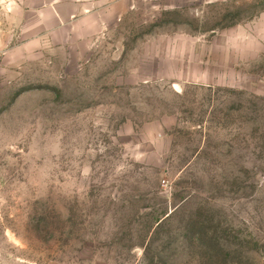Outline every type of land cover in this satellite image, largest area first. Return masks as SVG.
Returning a JSON list of instances; mask_svg holds the SVG:
<instances>
[{
    "label": "rangeland",
    "instance_id": "1",
    "mask_svg": "<svg viewBox=\"0 0 264 264\" xmlns=\"http://www.w3.org/2000/svg\"><path fill=\"white\" fill-rule=\"evenodd\" d=\"M106 7L0 27V264H264V0Z\"/></svg>",
    "mask_w": 264,
    "mask_h": 264
},
{
    "label": "crops",
    "instance_id": "2",
    "mask_svg": "<svg viewBox=\"0 0 264 264\" xmlns=\"http://www.w3.org/2000/svg\"><path fill=\"white\" fill-rule=\"evenodd\" d=\"M0 0V27L10 20V28L21 35H40L45 39L71 22L93 18L109 0ZM113 3V0H111ZM68 11V12H67ZM18 14V17H17ZM8 22V21H6ZM6 24V23H5ZM8 24V23H7ZM16 28V29H15Z\"/></svg>",
    "mask_w": 264,
    "mask_h": 264
}]
</instances>
